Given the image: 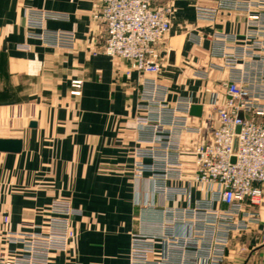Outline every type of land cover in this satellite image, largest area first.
<instances>
[{
    "label": "crops",
    "instance_id": "0c3cea01",
    "mask_svg": "<svg viewBox=\"0 0 264 264\" xmlns=\"http://www.w3.org/2000/svg\"><path fill=\"white\" fill-rule=\"evenodd\" d=\"M214 1H155L174 10L159 46V80L168 87L170 106L190 95L198 105L200 93L206 102L213 92L224 99L226 73L208 70L220 63L207 55L211 35L240 33L245 17L220 13L213 25L197 20L194 7ZM98 7L99 0H0V139L22 144L18 154L0 152V250L6 232L45 231L44 208L59 197L81 217L72 221L67 254L54 255L57 264H128L130 237L157 233L161 209L172 206L148 177L133 176L139 78L125 76V61L101 53L106 31L92 20ZM29 11L64 15L45 28L72 32L73 50L28 38ZM202 70L208 79H194ZM72 80L83 82L80 97L69 96ZM183 159L190 163L189 156ZM197 197L192 193L191 201ZM258 211V227L232 238L224 264H264V204Z\"/></svg>",
    "mask_w": 264,
    "mask_h": 264
},
{
    "label": "built area",
    "instance_id": "2783aa9c",
    "mask_svg": "<svg viewBox=\"0 0 264 264\" xmlns=\"http://www.w3.org/2000/svg\"><path fill=\"white\" fill-rule=\"evenodd\" d=\"M155 1L99 0L92 15L106 31L101 53L125 61V76L139 78L133 176L148 177L172 203L161 209L157 233L130 237L127 263L224 264L230 241L258 227L264 204V0H215L194 7L196 19L212 25L220 13L245 17L240 33L214 30L211 35L207 55L220 63H210L208 70L225 72L226 84L223 101L216 92L207 102L202 93L195 97L200 118L189 116L195 105L191 95L170 106L168 87L159 80V46L174 10ZM65 20L61 14L29 11L27 37L50 49L73 50L72 32L45 28L47 21ZM193 77L203 81L208 72L195 71ZM82 84L72 80L69 96L80 97ZM192 193L198 194L193 202ZM44 209L45 231L37 226L31 233L3 234L0 264H57L54 255L67 254L75 237L72 221L81 212L59 197Z\"/></svg>",
    "mask_w": 264,
    "mask_h": 264
},
{
    "label": "water",
    "instance_id": "95a60500",
    "mask_svg": "<svg viewBox=\"0 0 264 264\" xmlns=\"http://www.w3.org/2000/svg\"><path fill=\"white\" fill-rule=\"evenodd\" d=\"M173 60V54H169V62L171 63ZM202 113V108L199 105H192L189 109V116L192 118H200ZM31 126H34L33 124ZM238 132V129H237ZM21 141L19 140H1L0 139V152L1 153H12V154H18L21 151ZM237 148V139L234 140L233 145V153L236 152ZM232 163L234 160L232 159Z\"/></svg>",
    "mask_w": 264,
    "mask_h": 264
}]
</instances>
